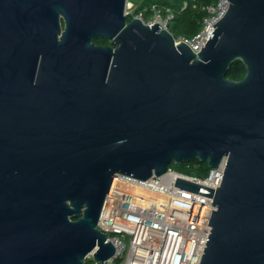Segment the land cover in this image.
Segmentation results:
<instances>
[{"label":"water","instance_id":"obj_1","mask_svg":"<svg viewBox=\"0 0 264 264\" xmlns=\"http://www.w3.org/2000/svg\"><path fill=\"white\" fill-rule=\"evenodd\" d=\"M228 1L195 54L127 0H0V264H107L114 175L223 156L199 264H264V0Z\"/></svg>","mask_w":264,"mask_h":264},{"label":"built area","instance_id":"obj_2","mask_svg":"<svg viewBox=\"0 0 264 264\" xmlns=\"http://www.w3.org/2000/svg\"><path fill=\"white\" fill-rule=\"evenodd\" d=\"M192 0L193 8L205 10L201 26L191 36H173L197 54L208 40L217 22L228 8V0H213L201 5ZM187 1L181 9L187 7ZM128 4L125 14H133ZM170 7L152 4L147 17L137 12L144 23H158L169 30L174 18ZM227 157L209 167L204 176L185 174L168 167L161 175L139 179L131 175H114L97 222V228L110 241L114 254L107 264H199L211 230L210 214L216 206L212 196L220 186ZM107 232V233H106ZM93 264H100L87 255Z\"/></svg>","mask_w":264,"mask_h":264},{"label":"trees","instance_id":"obj_3","mask_svg":"<svg viewBox=\"0 0 264 264\" xmlns=\"http://www.w3.org/2000/svg\"><path fill=\"white\" fill-rule=\"evenodd\" d=\"M184 1H187V7L181 9V5ZM201 5L212 4L213 0H199ZM152 4H156L160 7H170L175 15L172 22V27L169 29L174 35L191 36L197 32L201 26L202 17L206 14L205 10L192 7V0H140L135 3L133 14L127 15V20H130L137 12H142L145 17L150 13ZM96 43H103L105 39L98 38ZM246 73V68L243 62L239 59H235L230 64L226 78L231 80H240ZM170 167L185 174H193L197 176H204L208 171L206 162H200L198 160L171 163ZM74 219L77 216L73 217ZM84 264H93L90 258H86Z\"/></svg>","mask_w":264,"mask_h":264},{"label":"rangeland","instance_id":"obj_4","mask_svg":"<svg viewBox=\"0 0 264 264\" xmlns=\"http://www.w3.org/2000/svg\"><path fill=\"white\" fill-rule=\"evenodd\" d=\"M139 1L140 0H127V4L133 8L135 6V3L139 2ZM172 22H173V20L169 24V29L172 27ZM86 258H88V256Z\"/></svg>","mask_w":264,"mask_h":264},{"label":"flooded vegetation","instance_id":"obj_5","mask_svg":"<svg viewBox=\"0 0 264 264\" xmlns=\"http://www.w3.org/2000/svg\"><path fill=\"white\" fill-rule=\"evenodd\" d=\"M98 39V38H97ZM103 39H105V38H103ZM95 42V41H94ZM96 43V42H95ZM96 44H98V45H106V44H109V41L107 40V39H105V42H103V43H96Z\"/></svg>","mask_w":264,"mask_h":264},{"label":"bare ground","instance_id":"obj_6","mask_svg":"<svg viewBox=\"0 0 264 264\" xmlns=\"http://www.w3.org/2000/svg\"><path fill=\"white\" fill-rule=\"evenodd\" d=\"M141 21H142V20H141ZM142 22H143V21H142ZM143 23H144V22H143ZM145 24H148V23H145ZM152 24H154V23H152ZM148 25H151V24H148ZM163 29H164V28H163ZM173 42H174V40H173ZM179 44H181V43H175V42H174V45H175V46H178ZM186 46H187V45H186ZM189 49H190V48H189Z\"/></svg>","mask_w":264,"mask_h":264}]
</instances>
